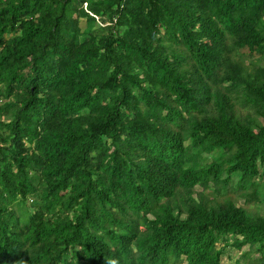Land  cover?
Listing matches in <instances>:
<instances>
[{"label": "trees", "instance_id": "16d2710c", "mask_svg": "<svg viewBox=\"0 0 264 264\" xmlns=\"http://www.w3.org/2000/svg\"><path fill=\"white\" fill-rule=\"evenodd\" d=\"M241 198L264 0H0V264H264Z\"/></svg>", "mask_w": 264, "mask_h": 264}, {"label": "rangeland", "instance_id": "374dc122", "mask_svg": "<svg viewBox=\"0 0 264 264\" xmlns=\"http://www.w3.org/2000/svg\"><path fill=\"white\" fill-rule=\"evenodd\" d=\"M81 27L82 29H85L86 27V21H85V18H82L81 19ZM9 37V36H7ZM244 51V50H243ZM241 52V51H240ZM188 142V141H187ZM212 154H209L208 155V161H210L212 158ZM262 179L259 180V182H261ZM212 185V184H210ZM214 188V187H213ZM196 189L198 190H201L202 188L200 186H196ZM220 192H222V190H220ZM217 199H223V197H220L219 195L216 196ZM241 203V204H245V206L247 207V209L249 211L251 210H261L262 212H264V206L260 205L258 201H254L252 203H245L244 200L241 198L238 202V204ZM218 245H220V242H218ZM249 250V245L246 244L244 245L241 249L237 248L236 246H228L226 249H225V252L222 256V262L221 264H239L237 262V259L241 256V254L245 251ZM254 257V255H252ZM241 259V258H239ZM181 264H186V262H181Z\"/></svg>", "mask_w": 264, "mask_h": 264}]
</instances>
